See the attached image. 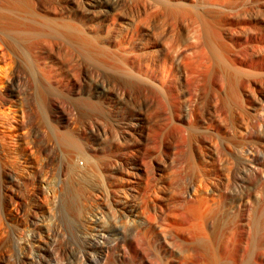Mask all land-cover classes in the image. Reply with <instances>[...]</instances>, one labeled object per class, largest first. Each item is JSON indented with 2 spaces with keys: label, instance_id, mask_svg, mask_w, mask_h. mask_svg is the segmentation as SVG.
<instances>
[{
  "label": "bare ground",
  "instance_id": "bare-ground-1",
  "mask_svg": "<svg viewBox=\"0 0 264 264\" xmlns=\"http://www.w3.org/2000/svg\"><path fill=\"white\" fill-rule=\"evenodd\" d=\"M126 10L134 12L130 19ZM223 53L235 58L213 70L212 59ZM98 71L116 76L115 94L127 100H134L132 93L143 94L145 106L153 98L161 108L187 100L192 113L205 100L227 104L238 132L264 136L259 123L264 90L252 106L246 98L264 87V5L246 0H0V264L79 260L71 247H62L63 206L68 225L88 230L84 264H264V199L242 227L241 202L233 198L228 181L215 187L226 198L207 196L203 179L172 181L178 203L158 205L155 216L136 214L129 201L119 205L124 214H104L98 207L82 216L75 194L82 174L75 161L82 145L70 126L82 114H104L95 101L101 93L95 92ZM207 78L215 84L211 95L205 93ZM137 125L129 133L133 141L147 139L142 117ZM100 148V143L90 146ZM246 154L248 168L259 173L263 156ZM217 160L216 154L208 162ZM190 164L203 178L200 167ZM219 176L227 179L222 172ZM66 177L74 181L66 187L67 197L62 194ZM33 185L39 200L30 209L22 191ZM227 201L228 223L222 219Z\"/></svg>",
  "mask_w": 264,
  "mask_h": 264
},
{
  "label": "rangeland",
  "instance_id": "rangeland-1",
  "mask_svg": "<svg viewBox=\"0 0 264 264\" xmlns=\"http://www.w3.org/2000/svg\"><path fill=\"white\" fill-rule=\"evenodd\" d=\"M246 1L264 5V0ZM126 12L128 19L134 14L133 10ZM79 16L85 21H90L82 12ZM91 22L97 24L96 20ZM219 57L220 59L215 58L216 61L212 59L211 68L218 70L220 67L221 70L224 66L231 65L235 55L223 53ZM94 82L95 92H101L95 97V101L104 114H82V117L70 126L82 145L75 161L82 173L75 192L82 216L98 207H101L104 214H124L123 207L119 206H122L124 201L134 203L135 213L138 215L155 216L154 212L159 210L158 205L169 207L178 203V194L175 191L171 193L169 183H181L188 178L189 181L203 179L207 196H225L220 188L215 187L217 181H228V187L235 189L233 198L241 202V226H247L256 205L264 199V164L260 172L256 173L248 168L243 158L248 156L246 153L249 152L255 158L263 156L261 160H264V136L238 132L227 104L214 105L205 100L196 113L188 110L187 100L184 103L175 101L161 108L152 98L151 104L145 106L143 94L132 93L134 100H127L115 94L118 86L116 76H108L98 71L94 74ZM205 83H208L205 93L211 95L210 87L215 84H212L211 78H207ZM263 90L264 87L259 90L257 87L253 92H247V105L252 106ZM247 112L250 116L253 114V110L249 108ZM139 117H142L147 139L135 142L134 136L129 133L134 128L138 129ZM259 123L264 125V115ZM90 128L97 131H90ZM99 143L100 150H90V146ZM248 146L251 148L248 149ZM216 154L221 164L218 160L210 164L209 157ZM193 161L196 163L194 165L202 170L203 178L198 175V168H189V165H192L190 162ZM221 172L227 175V179H220ZM72 182L74 181H70L68 177L62 181V194H66V197V187H70ZM190 193L194 195L192 191ZM37 195L39 197L34 185L22 191V198L26 199L30 209L38 202ZM226 196L228 197V194ZM67 209L68 207H62V247H71L72 251L77 252L79 260L74 264H84L88 230L68 225L64 221V212ZM231 213L227 201L222 207V219L228 223ZM65 256L62 255V260Z\"/></svg>",
  "mask_w": 264,
  "mask_h": 264
}]
</instances>
